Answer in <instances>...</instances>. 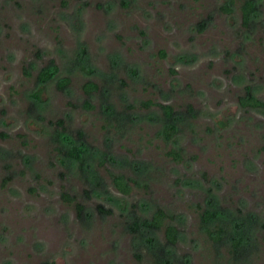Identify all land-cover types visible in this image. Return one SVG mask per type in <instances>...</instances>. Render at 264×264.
Masks as SVG:
<instances>
[{"label":"rangeland","instance_id":"obj_1","mask_svg":"<svg viewBox=\"0 0 264 264\" xmlns=\"http://www.w3.org/2000/svg\"><path fill=\"white\" fill-rule=\"evenodd\" d=\"M244 1L0 0V264H264V106L240 103L264 102V0L246 23Z\"/></svg>","mask_w":264,"mask_h":264},{"label":"trees","instance_id":"obj_2","mask_svg":"<svg viewBox=\"0 0 264 264\" xmlns=\"http://www.w3.org/2000/svg\"><path fill=\"white\" fill-rule=\"evenodd\" d=\"M256 2H257L256 0H245L243 2L242 6H241V12H242L244 23H246V22H248V20H250V15L252 14V12L257 7ZM233 3H234V0H229V2L225 3L221 7V9L227 13H230V12H232ZM56 71H57V66H52L51 68L46 67V68L41 69L40 72L38 73V76H37L38 81L41 83L48 82L50 79L53 78ZM68 83H69L68 78H63L59 81V86L61 88H64V87H66V85ZM97 88H98L97 84L95 82H92V81L86 82L84 84V90L87 94L92 93L93 91L97 90ZM240 103L243 106H249V107H263L264 106V102L257 99L250 92H247L246 96L240 98ZM87 106L90 107V105L88 103H87ZM161 106H162V109L164 111V114L166 115V117L168 119V121L166 122V124L162 128L161 135L166 140H170L177 132V126L174 123L173 109L171 106H169L167 104L161 105ZM66 153L68 154V156L70 158L77 161L79 164H82L84 162V155H82V150L77 145H75L73 143H69V147H67ZM168 154H170L177 161L181 159V155L174 150H171ZM113 183L119 192H121L123 194H128L130 192V188L122 176H119V175L114 176L113 177ZM63 196L68 201L73 200V198L70 197L66 193H64ZM75 206L79 212L83 208L82 205L78 202L76 203ZM99 209L102 211L105 210L101 206H99ZM165 217H166L165 212L162 209H157L150 219L143 220L139 223L135 222L134 227H132V230H136V227L138 228V226H142V227H145L147 229H152V230L159 229L162 226ZM214 217H216V213L214 211H210V210H206L202 215L203 222L210 221ZM220 233L215 235V237H219ZM165 237H166V243L168 245H174L178 239V231H177L176 227L173 225H167L165 227ZM242 242H243V235H241V234H239L237 236L233 235L231 237L230 245H231V249L233 250V253H235V252L238 253V251L241 249V246H242L241 243ZM160 247H158V249ZM157 250H156V252H158ZM43 264H50V263L46 262Z\"/></svg>","mask_w":264,"mask_h":264}]
</instances>
